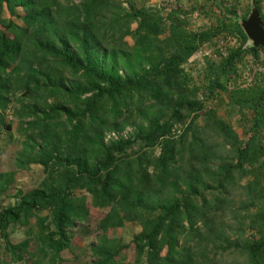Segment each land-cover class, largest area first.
<instances>
[{"label": "trees", "instance_id": "obj_1", "mask_svg": "<svg viewBox=\"0 0 264 264\" xmlns=\"http://www.w3.org/2000/svg\"><path fill=\"white\" fill-rule=\"evenodd\" d=\"M251 1L264 18L261 0ZM233 23L240 44L219 61L206 59V100L225 93L250 113L244 142L217 106L197 99L184 67L221 29L192 31L175 9H125L121 0H0V142L12 131L14 101L33 116V140L14 169L0 172V196L17 170L44 168L37 186L0 207V264L77 262L86 250L75 230L94 209L104 214L96 218L92 264H217L211 252L219 249L239 264H264V79L229 88L246 55L259 58L264 47H244L249 39ZM67 72L76 78L69 85ZM147 100L152 117L137 140L107 143L106 131L123 129L119 120L132 117L133 102ZM185 113L193 117L174 136ZM136 142L139 151L129 153ZM130 222L141 231L124 244L114 231ZM22 227L30 235L13 239Z\"/></svg>", "mask_w": 264, "mask_h": 264}, {"label": "rangeland", "instance_id": "obj_2", "mask_svg": "<svg viewBox=\"0 0 264 264\" xmlns=\"http://www.w3.org/2000/svg\"><path fill=\"white\" fill-rule=\"evenodd\" d=\"M262 2V9L264 12V0ZM251 0H121V4L125 9L147 7L150 10H160L167 15L171 10H177L182 19L188 22L187 27L192 31H200L203 29H221L218 37L207 41L203 45H207L213 49L214 55L210 59L219 61L224 55L221 54V49H227L240 44L239 35L236 31L233 21L241 22L242 19L247 18L250 13ZM136 23L131 25V29H135ZM129 45L134 46L135 39L131 35L126 36ZM202 45V46H203ZM248 46V45H247ZM246 46V47H247ZM209 60V59H208ZM208 60L198 63L195 66L185 65V70L189 73L190 81L189 88L197 89V99L206 101L205 106H217V113L219 116L230 122L236 131L239 133L240 139L244 142L251 129V117L248 111L241 112L240 109L231 101L224 93H220L215 100L207 99L209 94V87L211 85V71L209 70ZM261 81L264 79V50L260 52L259 58L254 57L248 53L245 60L239 64L238 70L231 75L229 88L249 86L255 81L256 78ZM76 79L74 75L67 72L66 84L70 80ZM224 81V78H222ZM221 96L225 100H221ZM27 104V101L26 103ZM64 108L68 109L73 107L72 103L68 104L62 101ZM136 101L132 105V117L128 120L127 117L119 120V123L126 122L127 124L123 129L108 130L105 133V141L108 143L112 139H136V136L141 133L144 127L147 126L149 118L152 117V101L147 100L137 106ZM16 105L19 107V114L16 112ZM29 109H24L21 103L14 101L7 113V119L13 124L12 131L3 130L1 132L0 142V172L7 171L15 168L16 162L26 147V143L33 140V133L27 131L29 123L32 121V115H25ZM64 111V110H63ZM64 114V112H63ZM192 115L184 114L183 121H180L173 128V135H180L188 123L192 119ZM264 139V130L262 131ZM137 140V139H136ZM140 141V140H139ZM140 143L136 142L129 150V153L139 151ZM154 153L157 155L160 152V147H155ZM150 150V149H148ZM44 178V168L40 164L33 163L28 170H17L16 179L11 188L3 195L0 196V207L2 205H13L17 202L16 193L21 188H32L37 186ZM240 190L236 191V199L239 198ZM104 213L99 210H93L92 216L89 221L79 226L75 232L80 239V245L86 252L82 250L81 258L72 264H92L91 247L96 243L97 236V217L102 216ZM89 227L88 231L84 232V227ZM234 230V228H233ZM231 231L232 235L236 233ZM141 231L138 223H127L124 227L116 229L115 235L119 237L124 244H131L136 234ZM16 239H22L25 233L22 231L15 232ZM133 246L130 251H133ZM222 253H224L222 255ZM165 254V252H164ZM238 255V254H236ZM211 256L216 257L217 264H231L233 260L239 264V256L231 253L226 254L223 249L211 252Z\"/></svg>", "mask_w": 264, "mask_h": 264}, {"label": "water", "instance_id": "obj_3", "mask_svg": "<svg viewBox=\"0 0 264 264\" xmlns=\"http://www.w3.org/2000/svg\"><path fill=\"white\" fill-rule=\"evenodd\" d=\"M240 23L252 44L264 47V18L255 3H252L247 18L242 19Z\"/></svg>", "mask_w": 264, "mask_h": 264}, {"label": "built area", "instance_id": "obj_4", "mask_svg": "<svg viewBox=\"0 0 264 264\" xmlns=\"http://www.w3.org/2000/svg\"><path fill=\"white\" fill-rule=\"evenodd\" d=\"M252 42L249 40L244 47L247 45H250ZM221 54L226 55L227 51L225 49H221ZM214 55L213 49L207 45H203L199 47L188 59V62L186 63L187 66H195L198 63H203L207 58H210ZM23 264V262L21 263Z\"/></svg>", "mask_w": 264, "mask_h": 264}, {"label": "crops", "instance_id": "obj_5", "mask_svg": "<svg viewBox=\"0 0 264 264\" xmlns=\"http://www.w3.org/2000/svg\"><path fill=\"white\" fill-rule=\"evenodd\" d=\"M262 11H263V9H262ZM263 14H264V12H263ZM16 231H22L23 233H25L24 238L27 237L28 235H30V230L29 229L23 228V227L22 228H17V229H15L14 233L12 234V237L15 240H23L24 239V238H22V239H16V236H15V232Z\"/></svg>", "mask_w": 264, "mask_h": 264}]
</instances>
